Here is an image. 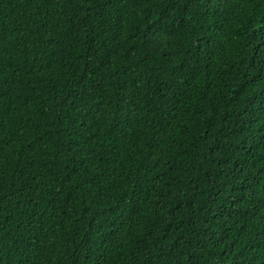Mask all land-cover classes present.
<instances>
[{"label": "trees", "instance_id": "1", "mask_svg": "<svg viewBox=\"0 0 264 264\" xmlns=\"http://www.w3.org/2000/svg\"><path fill=\"white\" fill-rule=\"evenodd\" d=\"M0 264H264V0H0Z\"/></svg>", "mask_w": 264, "mask_h": 264}]
</instances>
